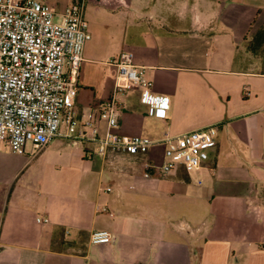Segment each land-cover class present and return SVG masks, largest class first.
Masks as SVG:
<instances>
[{"label":"crops","instance_id":"obj_1","mask_svg":"<svg viewBox=\"0 0 264 264\" xmlns=\"http://www.w3.org/2000/svg\"><path fill=\"white\" fill-rule=\"evenodd\" d=\"M37 1L55 14L81 5L76 119L108 98L110 61L125 52L167 109L146 115L127 88L114 133L157 140L210 126L214 137L197 169L146 178L140 163H160L158 144L104 161L61 125L34 155L0 142V264H264V0ZM93 230L109 242L88 245Z\"/></svg>","mask_w":264,"mask_h":264},{"label":"built area","instance_id":"obj_2","mask_svg":"<svg viewBox=\"0 0 264 264\" xmlns=\"http://www.w3.org/2000/svg\"><path fill=\"white\" fill-rule=\"evenodd\" d=\"M87 39L78 3L55 14L37 0H0V142L13 154H22L28 147L34 155L58 135L61 125L63 135L75 143L91 141L95 155L104 161L144 156L152 145H160L157 166L153 167L149 160L140 163L144 178L150 168L159 175L167 174L176 165L186 172L197 169L206 160V149L214 137L210 126L157 140L112 131L118 97L127 88L138 89V101L146 107V115L163 118L167 109L164 98L149 94V82L143 78L142 69L131 64L128 53L121 52L110 61L115 75L108 98L97 105L95 114H80L76 119L72 111L75 77L81 47ZM96 121L103 123L101 136L97 135ZM262 153L264 156V138ZM35 222L47 220L36 218ZM109 240L104 230L87 235L88 245Z\"/></svg>","mask_w":264,"mask_h":264},{"label":"rangeland","instance_id":"obj_3","mask_svg":"<svg viewBox=\"0 0 264 264\" xmlns=\"http://www.w3.org/2000/svg\"><path fill=\"white\" fill-rule=\"evenodd\" d=\"M179 227L181 228V230L185 231V229L183 228V225H180Z\"/></svg>","mask_w":264,"mask_h":264}]
</instances>
